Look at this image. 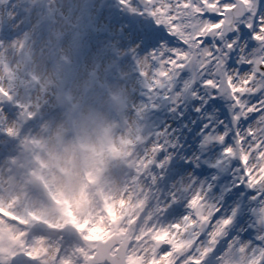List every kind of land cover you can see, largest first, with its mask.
Segmentation results:
<instances>
[{"label": "snow or ice", "instance_id": "obj_1", "mask_svg": "<svg viewBox=\"0 0 264 264\" xmlns=\"http://www.w3.org/2000/svg\"><path fill=\"white\" fill-rule=\"evenodd\" d=\"M97 16L107 22L90 40L140 81L136 139L151 179L168 186L161 228L186 230V249L168 243L157 256L264 264V0H109ZM20 249L9 264L37 260Z\"/></svg>", "mask_w": 264, "mask_h": 264}, {"label": "clouds", "instance_id": "obj_2", "mask_svg": "<svg viewBox=\"0 0 264 264\" xmlns=\"http://www.w3.org/2000/svg\"><path fill=\"white\" fill-rule=\"evenodd\" d=\"M53 7L22 69L31 88L0 103L3 199L18 215L48 222L17 226L27 233L22 242H44L43 258L23 264H127L133 250L151 264L169 243L161 236L160 207L168 186L133 163L144 152L136 140L144 119L140 81L114 68L111 48L90 40L96 0H58ZM241 14L229 15L237 23Z\"/></svg>", "mask_w": 264, "mask_h": 264}, {"label": "bare ground", "instance_id": "obj_3", "mask_svg": "<svg viewBox=\"0 0 264 264\" xmlns=\"http://www.w3.org/2000/svg\"><path fill=\"white\" fill-rule=\"evenodd\" d=\"M58 0H20V4L15 0H0V7H5L6 11H0V103L4 99H11L14 92H27L32 81L22 71L25 63L30 59V44L33 37L40 31L41 25L45 22H51L55 16L53 5ZM98 5H107L109 0H96ZM187 20L190 25L195 24V19L191 13L187 14ZM104 17L91 18V24L95 27L97 24L106 23ZM10 93V95H9ZM224 112L227 113V102H224ZM165 113L160 114V121L165 119ZM221 120L225 119L220 115ZM171 123V120L168 121ZM176 127H179L178 125ZM137 140V139H136ZM138 142V141H137ZM143 146V144H140ZM143 155V153H142ZM138 171L148 168V161L145 155L138 162L134 161ZM228 179H231L229 174ZM142 190V189H138ZM167 190L162 193V198ZM146 200H142L137 205V210L144 208ZM12 204L3 199V192L0 189V264H5L6 259L13 254V248H25L31 251L36 259H42L40 249L44 247V242L37 240L34 244H27L24 241L26 232L18 230L17 226L29 227L35 224L48 223L43 218L28 217L18 215L10 209ZM130 212L133 209H129ZM134 214V213H133ZM186 235V230L161 233V236L168 239L169 243L175 249H185L188 244L181 233ZM151 251V250H149ZM134 254H129L127 264H142L143 257L133 250ZM145 255H148L145 253ZM151 264H172L171 257H158L156 253L150 256Z\"/></svg>", "mask_w": 264, "mask_h": 264}, {"label": "rangeland", "instance_id": "obj_4", "mask_svg": "<svg viewBox=\"0 0 264 264\" xmlns=\"http://www.w3.org/2000/svg\"><path fill=\"white\" fill-rule=\"evenodd\" d=\"M18 4H20V1H18ZM188 246H189V245H187V247H188ZM187 247H186V248H187Z\"/></svg>", "mask_w": 264, "mask_h": 264}]
</instances>
